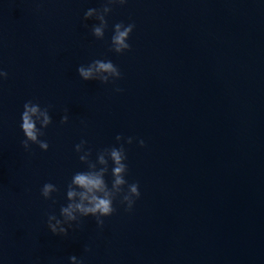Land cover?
Returning <instances> with one entry per match:
<instances>
[{
  "label": "water",
  "instance_id": "water-1",
  "mask_svg": "<svg viewBox=\"0 0 264 264\" xmlns=\"http://www.w3.org/2000/svg\"><path fill=\"white\" fill-rule=\"evenodd\" d=\"M104 2L0 0V264H264V0H127L97 39L84 13ZM121 21L135 27L116 53ZM95 59L121 78L83 80ZM28 100L51 106L46 151L21 144ZM82 139L92 161L123 143L141 195L131 211L117 197L103 226L89 215L56 235L48 215L63 219L67 185L87 170Z\"/></svg>",
  "mask_w": 264,
  "mask_h": 264
},
{
  "label": "clouds",
  "instance_id": "clouds-1",
  "mask_svg": "<svg viewBox=\"0 0 264 264\" xmlns=\"http://www.w3.org/2000/svg\"><path fill=\"white\" fill-rule=\"evenodd\" d=\"M126 2L127 0H105L101 8H88L86 10L84 13L85 20L95 18L99 21L98 24L91 26L92 34L97 39L104 38L105 29L108 27L106 16L112 11L111 5L116 3L123 5ZM134 27V23L127 25L122 21L115 23L110 49L116 53L129 50L131 45L128 43V39ZM77 72L83 80H98L105 84L122 76L119 68L111 60L101 59H95L87 66H78ZM7 76L8 73L0 69V78H7ZM116 91L119 92L122 89L117 88ZM49 107L51 106L41 107L39 103H34L32 100L24 103L20 127L25 137L21 141L25 150H30L31 144H37L40 149L48 150L49 143L40 139V137L45 135L44 129L52 123ZM68 119V115H64L61 117L60 123H67ZM115 139L118 142L125 140L126 143L131 144L134 137L128 136L125 138L122 134H117ZM87 143L86 140L82 139L80 143L74 146L77 153H82L79 155V159L87 165V170L75 172L67 185L66 197L68 203L60 208V216L63 219L57 218L55 214L48 215L47 227L53 234L67 235L68 229L73 227V222H77L78 226L81 217L89 215L95 217L98 226H103L104 220L102 217L110 216L116 211L113 201L117 197L120 198V203L126 205L125 211H131L135 199L141 195L139 183L129 184L125 179L128 165L125 163L127 152L123 143L119 147L111 146L99 150L95 161L90 159L91 148L85 149ZM138 143L142 147L145 146V141L142 138L138 140ZM109 160L112 162L111 187L105 180V175L109 171ZM97 165H101V167L98 168ZM125 185H127V190H125ZM57 191L59 189L55 184L47 182L41 188V195L45 199H51L52 193ZM86 250L88 249L86 248ZM69 259L72 264H83V260H78L75 255L70 256Z\"/></svg>",
  "mask_w": 264,
  "mask_h": 264
}]
</instances>
